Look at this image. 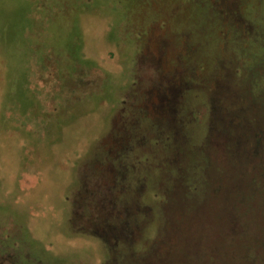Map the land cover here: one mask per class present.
<instances>
[{
	"label": "rangeland",
	"instance_id": "rangeland-1",
	"mask_svg": "<svg viewBox=\"0 0 264 264\" xmlns=\"http://www.w3.org/2000/svg\"><path fill=\"white\" fill-rule=\"evenodd\" d=\"M0 264H264V0H0Z\"/></svg>",
	"mask_w": 264,
	"mask_h": 264
},
{
	"label": "trees",
	"instance_id": "trees-1",
	"mask_svg": "<svg viewBox=\"0 0 264 264\" xmlns=\"http://www.w3.org/2000/svg\"><path fill=\"white\" fill-rule=\"evenodd\" d=\"M128 159H129V157L127 158L126 154L122 153V157L119 158V160L117 159V162L115 163V164H117V167L119 168V170L117 172H118V177H119L120 180H122V177H124V176H126V174H128V173L124 172V165H125V163L127 162ZM129 166L130 165H128V167ZM131 174H132V171H131Z\"/></svg>",
	"mask_w": 264,
	"mask_h": 264
}]
</instances>
